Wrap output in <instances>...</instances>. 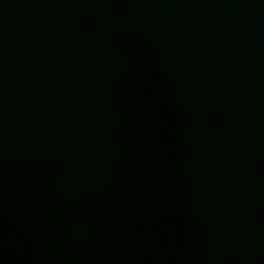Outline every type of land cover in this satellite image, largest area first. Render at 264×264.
<instances>
[{
	"label": "water",
	"instance_id": "water-1",
	"mask_svg": "<svg viewBox=\"0 0 264 264\" xmlns=\"http://www.w3.org/2000/svg\"><path fill=\"white\" fill-rule=\"evenodd\" d=\"M0 264H264V0H0Z\"/></svg>",
	"mask_w": 264,
	"mask_h": 264
}]
</instances>
